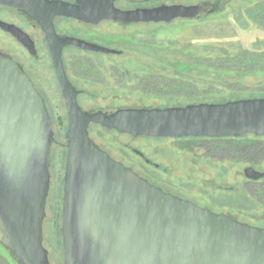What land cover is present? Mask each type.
Here are the masks:
<instances>
[{"label":"water","instance_id":"95a60500","mask_svg":"<svg viewBox=\"0 0 264 264\" xmlns=\"http://www.w3.org/2000/svg\"><path fill=\"white\" fill-rule=\"evenodd\" d=\"M40 27L67 114L60 216L63 264H264V227L242 222L164 191L113 159L90 137L99 126L132 137H264V97L152 109L83 111L68 79L62 49L120 55L122 51L59 36L55 19L96 26L193 19L198 5L120 9L116 0H0ZM31 54L33 41L0 22ZM53 122L30 77L0 54V243L18 264H50L43 222L51 188ZM138 155H142L136 152ZM257 181L264 172L244 169Z\"/></svg>","mask_w":264,"mask_h":264},{"label":"rangeland","instance_id":"374dc122","mask_svg":"<svg viewBox=\"0 0 264 264\" xmlns=\"http://www.w3.org/2000/svg\"><path fill=\"white\" fill-rule=\"evenodd\" d=\"M160 4L198 5L199 15L158 24L102 21L91 26L58 21L60 33L122 51V55H102L64 50L67 74L82 90L79 101L83 109L112 112L264 96V0L116 1L120 9ZM33 34L40 46L37 59L1 32L0 48L3 50L9 42L33 68L53 119L57 144L52 151V186L43 222V246L50 264H63L60 208L65 149L59 143H65L66 110L44 36ZM243 52L251 55L237 62L227 59ZM246 68L253 72L238 73ZM90 132L98 145L165 189L213 211L230 213L250 225L264 224L263 207L249 191L252 182L264 183V177L250 181L243 174L247 167L264 172V164L253 167L223 159L225 153L213 152L207 140L129 138L97 127ZM131 149L144 153L152 165L147 166ZM0 255L9 264H18L1 243Z\"/></svg>","mask_w":264,"mask_h":264},{"label":"flooded vegetation","instance_id":"af4514ba","mask_svg":"<svg viewBox=\"0 0 264 264\" xmlns=\"http://www.w3.org/2000/svg\"><path fill=\"white\" fill-rule=\"evenodd\" d=\"M63 1H67V2H74V0H63ZM117 1V0H116ZM133 9V8H132ZM25 17V19L23 20V18H21V17ZM60 20H71V21H73V22H76L77 24H79V25H86V24H82V23H80V22H77V21H75V20H72V19H65V18H56L55 19V29H56V32H57V34L59 35V36H71V37H76V36H73V35H69V34H63V33H60L59 32V30H58V26H57V23H58V21H60ZM0 22H4V23H7V24H9V25H13V26H15V27H17V28H19L20 30H22L24 33H26L29 37H30V39L33 41V43H34V47H35V50H36V54L34 55V54H31L27 49H25L19 42H17V40L11 35V34H9L8 32H5L4 30H2L1 28H0V32L2 33V35H4V36H6L7 37V39H8V41L9 40H12V41H14L15 43H16V45H17V47H19L21 50H23L26 54H28V55H30L31 57H33V58H35V59H37L38 58V56H39V43H37L38 41H36V39H35V37H34V34L33 33H36V32H39V33H42V30H41V27L31 18V17H29L28 15H26L24 12H22V11H17V10H13V9H10V8H7V7H1L0 6ZM43 34V33H42ZM44 36V35H43ZM76 38H78V37H76ZM45 39V38H44ZM80 39H82V38H80ZM83 40H85V39H83ZM87 41V40H86ZM46 42V41H45ZM90 42V41H89ZM94 43V42H93ZM97 44V43H96ZM99 45H101V44H99ZM0 46H2V45H0ZM4 47H3V50H1V48H0V54H2V55H4V56H7V57H9V58H11L16 64H17V66H18V68L22 71V72H24V73H26L29 77H30V79L32 80V82H33V84H34V86H35V88L37 89V91L43 96V98H44V100H45V103H46V106H47V102H46V98H45V96L42 94V92H41V90H40V88H39V85H38V83H37V79L35 78V76H34V71L32 70L33 68L29 65V63L28 62H24V58H23V56H22V54L20 55V52H18V51H15L16 49H14V47H12V45H10L9 44V42H5V44L3 45ZM47 46V45H46ZM101 46H104V45H101ZM106 47V46H105ZM66 48H73V47H64L63 49H62V61H63V65H64V69H65V72H66V75H67V77H68V79L70 80V78H69V76H68V74H67V71H66V68H65V64H64V59H63V53H64V50L66 49ZM109 48V47H108ZM73 49H76V48H73ZM112 49V48H111ZM47 50H48V48H47ZM77 50H79V49H77ZM81 51V50H80ZM85 52V51H84ZM48 54H49V51H48ZM95 54H99V53H95ZM102 55H104V54H102ZM109 55H111V54H109ZM120 55H122V54H120ZM49 58H50V55H49ZM50 62H51V58H50ZM51 65H52V62H51ZM52 69H53V71H54V68H53V66H52ZM54 75H55V72H54ZM55 79H56V76H55ZM56 81H57V79H56ZM70 82L72 83V85L74 86V88L77 90V91H79L80 93L78 94V96H77V101H78V104L80 105V107L82 108V106H81V104H80V101H79V97H80V95L82 94V90L81 89H78V88H76V86L73 84V82L70 80ZM57 85H58V82H57ZM58 87H59V85H58ZM59 91H60V88H59ZM60 94H61V92H60ZM61 98H62V96H61ZM62 102H63V99H62ZM63 106H64V102H63ZM167 107H171V106H167ZM47 108H48V106H47ZM65 108V107H64ZM133 108H137V109H140V108H144V109H152V108H165V107H161V106H159V107H143V106H139V107H129V108H120V109H133ZM48 110H49V108H48ZM82 110L83 111H86V112H89V111H87V110H85V109H83L82 108ZM117 110H119V109H117ZM116 111V110H115ZM89 113H93V112H89ZM51 115V114H50ZM51 118H52V116H51ZM52 122H53V119H52ZM92 127H97V128H99V129H102V130H105V129H103V128H101V127H99V126H94V125H90L89 126V129H88V131H89V135H90V137L92 138V136H91V132H90V129L92 128ZM66 129H67V114H66ZM108 131V130H107ZM110 131H112V132H115V133H117V134H120V135H122V136H126V137H129V138H136V137H132V136H130V135H127V134H122V133H119V132H117V131H114V130H110ZM66 132V131H65ZM64 138H65V135H64ZM146 138H150V137H146ZM56 139V138H55ZM153 139H169V138H153ZM184 139V138H183ZM199 139V138H198ZM92 140H93V138H92ZM94 141V140H93ZM95 142V141H94ZM65 143H66V140H65ZM65 143L63 144V143H59V146H61L62 148H64L65 149V156H66V148H65ZM96 143V142H95ZM57 144V140H56V143H54L53 145H52V150H51V165H52V151H53V146L54 145H56ZM97 144V143H96ZM98 145V144H97ZM102 150H104L106 153H108L113 159H115V160H117V161H119V162H121V163H123L125 166H127V167H130V168H132L135 172H137L140 176H142L143 178H145V179H147V180H149L150 182H152L154 185H156V186H158V187H160V188H162L164 191H166V192H169V193H171V194H174V195H177V196H179V197H182V198H185V197H183V196H181V195H179V194H176V193H173L172 191H169V190H167V189H165L164 187H162L161 185H158V184H156V183H154L152 180H150L149 178H147L146 176H144V174H142V172H139V170L138 169H136L135 167H134V165H130L129 163H127L123 158H120V157H117V156H114L113 154H111L109 151H107V150H105L104 148H102L100 145H98ZM132 150V152H134V153H136V152H139L140 154H142V155H138V154H136L137 156H138V158H140L141 160H143L144 161V163L147 165V166H151L152 164H151V162L146 158V157H144V153H142L141 151H139V150H136V149H131ZM64 164H65V162H64ZM154 167H158V164H154L153 165ZM63 172H64V169H63ZM50 174H51V167H50ZM62 179H63V174H62ZM259 180H261V179H259ZM259 180H257V181H259ZM62 184H63V182H62ZM51 186H52V182H51ZM50 190H51V188H50ZM49 196H50V192H49ZM49 199V198H48ZM188 199V198H187ZM47 209H48V200H47ZM220 212H222V211H220ZM46 215H47V210H46ZM60 216H61V208H60Z\"/></svg>","mask_w":264,"mask_h":264},{"label":"trees","instance_id":"16d2710c","mask_svg":"<svg viewBox=\"0 0 264 264\" xmlns=\"http://www.w3.org/2000/svg\"><path fill=\"white\" fill-rule=\"evenodd\" d=\"M250 55H251L250 52H243L242 54L235 55L234 57H227V59L237 62L242 57H248ZM231 72H236V71H231ZM245 72H253V71L249 70L248 68L242 71H238V73H245ZM261 97L264 96H257L255 98H261ZM250 98H254V97H250ZM237 99H242V97L232 98L218 102L222 103ZM199 139L209 141L211 145L210 148L211 150H213V152L218 153L219 151H221L225 153L224 156H222L223 159H228L232 162H243L253 167L264 164V137L247 136L241 138L229 137V138H199ZM249 191L251 192L252 196L256 198L257 202L263 207V211H264V183L252 182L250 184ZM260 226L264 227V224H260ZM0 264H9V262L6 258L0 255Z\"/></svg>","mask_w":264,"mask_h":264}]
</instances>
